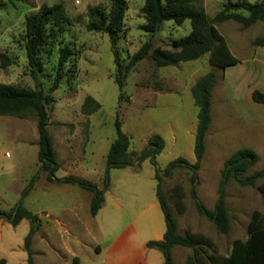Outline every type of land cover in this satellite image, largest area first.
I'll return each mask as SVG.
<instances>
[{
    "label": "rangeland",
    "instance_id": "rangeland-1",
    "mask_svg": "<svg viewBox=\"0 0 264 264\" xmlns=\"http://www.w3.org/2000/svg\"><path fill=\"white\" fill-rule=\"evenodd\" d=\"M225 1L194 0L210 17L223 9ZM43 3H62L73 20L72 25H65L62 32L48 26L46 42L38 51L42 67L40 80L45 93H49L56 73L59 49L68 45L72 51L58 89L50 93L54 101L48 105V130L60 164L55 176L63 178L73 174L91 180L99 174L101 185L97 187L102 188L107 172L108 187L104 195L109 198L110 194L121 192L123 202L138 203L149 191L155 190L153 175L158 168L161 189L176 219L177 233L202 234L211 241V246L206 248L207 254L228 255L235 238H247L252 212L264 209V196L258 188L264 183V177L258 179L254 186H240L231 178L227 180L225 204L230 217L227 234H221L213 222L198 213L190 190L195 186L200 201L209 210H214L224 162L241 147H248L257 154V161L247 175L264 169V104H258L251 98L253 88L264 92V46L252 44L256 37L264 36V21H257L246 28L231 19L216 24L229 50L239 59V63L227 67V70L214 66L209 61L210 53L174 66H158L147 55L125 74L124 66L144 42L152 40L153 48L172 49L174 40L189 34L190 21L185 20L181 25L164 21L161 28L151 35L142 27L145 23L141 12L144 0H127L123 28L114 36L113 42L108 33L86 29L88 7L99 5L108 12L110 0H78V3L76 0H0V52L11 59L8 66L0 67V82L34 88L24 49L25 16ZM237 12L246 14L244 10ZM210 70L216 74L212 90V119L197 179L192 181L191 170L180 167L167 176L163 175L167 164L177 157L195 162L193 147L198 109L190 88ZM117 75L124 82L121 89L115 80ZM87 95L101 105L90 115L82 112ZM117 121L121 124V131L130 136L129 151L133 158L151 136L163 138L164 148L156 155L155 164L147 158L107 171L106 158L111 143L117 137ZM37 137L33 115L26 118L0 115L1 208L15 206L22 199L24 207L36 212L39 208L76 201L73 196L62 197L61 187L46 181L47 172L42 170L38 161L37 146L32 143L24 150L16 148L17 143L29 145L27 139ZM65 139L70 140L77 153L74 162L65 160L62 163L60 160L58 144ZM33 178L28 195L21 198L22 191ZM72 185L74 192L81 188ZM33 254L36 263L38 258L36 253ZM190 254L192 248L177 246L173 264H184Z\"/></svg>",
    "mask_w": 264,
    "mask_h": 264
},
{
    "label": "trees",
    "instance_id": "trees-1",
    "mask_svg": "<svg viewBox=\"0 0 264 264\" xmlns=\"http://www.w3.org/2000/svg\"><path fill=\"white\" fill-rule=\"evenodd\" d=\"M127 9V0H110L109 11L106 12L101 6L88 7V22L86 29L94 32H105L114 36L121 31L124 25V16ZM244 10L246 14L237 12ZM141 12L145 23L144 31L154 35L164 21H173L181 25L185 20L190 21L189 34L182 36L171 43L172 49L154 47L152 40L144 42L132 55L124 66L125 74L133 66L147 55L158 66H174L179 62L197 59L206 53H210L209 61L216 67L224 70L228 66L239 63V59L231 53L227 43L218 31L216 24L225 20H234L246 28L257 21H264V2L246 3L243 1L226 0L222 10L210 17L205 9L198 6L194 0H144ZM73 20L69 17L62 3L48 5L41 4L37 10L25 16L24 49L29 67V75L34 82V88H26L20 85L0 82V115L26 118L33 115L36 118L38 133V161L42 170L47 172V180L55 183L75 184L92 194L90 212L95 215L104 201V190L108 187L107 172L102 188L85 178L69 175L57 178L55 172L59 165L56 160L53 140L49 133L48 105L54 101L50 93L58 89L65 63L72 51L68 45L59 49V57L54 78L49 93L43 91L40 80L42 67L38 59L39 48L46 42V31L52 26L62 32L65 25H72ZM252 44L264 46V36L256 37ZM116 55V51L114 52ZM116 58V57H115ZM117 60V58H116ZM11 63V59L0 52V67L5 68ZM119 88L124 82L121 76L115 77ZM216 82V74L213 70L208 71L198 78L190 88V92L197 107V124L194 134L195 162L190 163L184 157H177L170 161L162 171L163 175H169L175 168H187L192 172V181L197 179V170L200 168L206 149V134L212 119V90ZM251 98L258 104H264V92L254 89ZM100 103L92 96L87 95L82 104V112L90 115L100 108ZM120 122H116L117 137L111 143L107 153V171L110 168H123L132 165L134 161H143L149 158L155 164V157L164 148V140L160 135H153L146 146L133 158L129 151L130 136L120 129ZM257 161V154L248 147H241L234 151L224 162L221 170V179L218 188V199L214 210H209L198 198L195 186L190 190L191 197L199 214L213 222L221 234H227L230 230L229 209L225 204V184L228 179H233L240 186H254L256 181L264 177V169L255 170L246 174L251 166ZM160 169L155 170L157 180L156 194L163 210L166 231L163 239L148 241L147 246L158 249L165 264H173L172 249L175 246L192 248V254L188 255L184 264H264V209L254 210L251 214L246 239L235 238L228 255L220 257L216 254H207L206 248L211 246L208 237L187 233H177V223L174 215L168 208L167 198L161 189L159 176ZM34 178L22 191L21 198L25 197L31 189ZM264 196V183L258 186ZM0 218H5L11 224L16 225L22 218L30 221V230L25 237L24 246L28 251V264H34L29 247L33 235L39 226V218L36 214L22 205V199L8 212L0 209Z\"/></svg>",
    "mask_w": 264,
    "mask_h": 264
},
{
    "label": "crops",
    "instance_id": "crops-1",
    "mask_svg": "<svg viewBox=\"0 0 264 264\" xmlns=\"http://www.w3.org/2000/svg\"><path fill=\"white\" fill-rule=\"evenodd\" d=\"M37 141L38 137L27 139L29 145L15 141L16 148L24 150L33 143L38 153ZM54 151L57 160L55 146ZM58 152L62 163L77 159L68 139L58 144ZM58 165L60 167L59 162ZM94 177L90 181L100 187V175ZM45 178L49 184L61 187L62 197L73 196L76 201L31 211L39 218V226L29 247L31 254L36 253L38 258L35 263V254L32 255L34 264H165L162 253L147 246L148 241L163 239L166 231L165 216L156 194L155 173V190L149 191L142 201L123 202L121 192L112 193L109 198L104 195L95 215L90 212L92 194L89 191L80 188L74 192L72 184H59L48 181L47 176ZM13 207L0 209L8 212ZM30 226L26 218L16 225L0 218V264H28L29 254L24 241ZM176 247H173L172 255Z\"/></svg>",
    "mask_w": 264,
    "mask_h": 264
},
{
    "label": "built area",
    "instance_id": "built-area-1",
    "mask_svg": "<svg viewBox=\"0 0 264 264\" xmlns=\"http://www.w3.org/2000/svg\"><path fill=\"white\" fill-rule=\"evenodd\" d=\"M76 3H78V0H76Z\"/></svg>",
    "mask_w": 264,
    "mask_h": 264
}]
</instances>
